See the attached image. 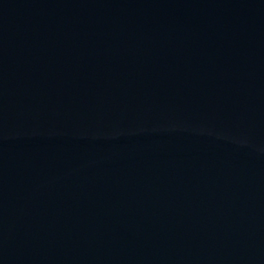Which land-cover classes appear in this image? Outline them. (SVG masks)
Here are the masks:
<instances>
[{
    "label": "water",
    "instance_id": "95a60500",
    "mask_svg": "<svg viewBox=\"0 0 264 264\" xmlns=\"http://www.w3.org/2000/svg\"><path fill=\"white\" fill-rule=\"evenodd\" d=\"M0 264H264V0H0Z\"/></svg>",
    "mask_w": 264,
    "mask_h": 264
}]
</instances>
